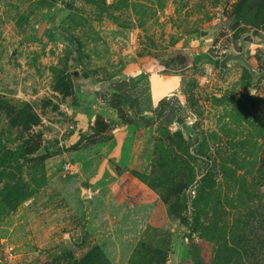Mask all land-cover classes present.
Instances as JSON below:
<instances>
[{
  "label": "rangeland",
  "instance_id": "1",
  "mask_svg": "<svg viewBox=\"0 0 264 264\" xmlns=\"http://www.w3.org/2000/svg\"><path fill=\"white\" fill-rule=\"evenodd\" d=\"M0 101V149L52 152L1 168L30 186L0 264H211L205 227L264 253V0H0Z\"/></svg>",
  "mask_w": 264,
  "mask_h": 264
},
{
  "label": "trees",
  "instance_id": "2",
  "mask_svg": "<svg viewBox=\"0 0 264 264\" xmlns=\"http://www.w3.org/2000/svg\"><path fill=\"white\" fill-rule=\"evenodd\" d=\"M87 1L93 2L96 0H87ZM102 1L105 2V0H102ZM66 5L71 8L72 2L68 1L66 2ZM77 52H78V56H80L81 58L82 53L79 51V49H77ZM207 54L208 53L202 52L198 56H196L195 59H193L192 61V66L196 67L197 61L202 57H206ZM164 65L166 68L170 67L171 62L166 61ZM217 65L221 67V62L219 61ZM69 82L70 81H68V83ZM75 83H76L75 81L72 82V85L74 88H75ZM124 84H126V81H121L120 84H118V88L123 90L122 87ZM111 98L124 101L128 103L129 106L132 108H137L138 106L136 98L132 97V95L127 93V91H123L122 93L117 92V91L112 92ZM0 104H1V101H0ZM8 108H9L8 113H7L8 117L12 119L14 117V114L12 112H15L16 113L15 117H18V120L16 121L15 119L14 121H16L18 124H22L25 130L34 126L39 120L37 114L32 111L30 105L26 102L22 103V105L20 106H12V105L10 106L9 105ZM20 117L22 118L20 119ZM176 120L178 121L179 124H183L184 122V118H181V117H176ZM178 133H181V132L179 131ZM37 136L39 137L40 135H37ZM38 147H39V144L31 145V141L29 138L25 139L21 144H17V146L14 149H10L6 145L2 144L1 149H0V171H1V168L5 166H10L16 169L18 172L22 173L21 169L26 162L33 160L34 158H35V161L40 160L39 162H41L45 158L51 155L52 152L48 151L44 147L45 149L44 148L42 149L43 151H41L40 155H38L37 157H31L34 153H36ZM20 160L22 161L20 162ZM37 163L38 162H35V165ZM263 170H264V160L262 161V164L260 166V172ZM213 173L214 172L210 164V167L206 168V171L203 173V175L200 178V184H198L199 188L203 183L208 186L209 184L208 182L211 180V175ZM6 183L8 184H6V187H3L4 190L0 191V204L2 207H4L5 205L6 209H13L28 194L26 188L29 187L30 185H28L27 182L24 181L22 174H20L19 177H16L13 183L10 181ZM202 189H203V185L200 190ZM199 197L200 195H198V197L194 199V203L197 202V198ZM196 230H199V229H196ZM204 230H205L204 235L206 234V236L209 239L213 240L215 244V248H216L215 256L211 264H233L231 259H233L232 257L234 256V254L240 255V250H243L245 252V255H252L254 257L256 256L257 264H264V257H260L259 255V254L264 255V253L261 252L262 250L261 248L256 249L254 247L253 250L248 251L247 249L244 248L245 245H240L239 247L234 245V243L233 244L231 243L230 245L229 242L224 237L221 238L220 236L218 238H212L211 232H209L210 230L208 227H205ZM197 261L195 262V264L197 263ZM44 264H55V263L47 261ZM76 264H92V260L91 258L89 259L85 258L83 260L76 262ZM199 264H203V263H199Z\"/></svg>",
  "mask_w": 264,
  "mask_h": 264
},
{
  "label": "built area",
  "instance_id": "3",
  "mask_svg": "<svg viewBox=\"0 0 264 264\" xmlns=\"http://www.w3.org/2000/svg\"><path fill=\"white\" fill-rule=\"evenodd\" d=\"M70 128H73V125H70ZM70 167L69 165H66L65 168Z\"/></svg>",
  "mask_w": 264,
  "mask_h": 264
},
{
  "label": "water",
  "instance_id": "4",
  "mask_svg": "<svg viewBox=\"0 0 264 264\" xmlns=\"http://www.w3.org/2000/svg\"><path fill=\"white\" fill-rule=\"evenodd\" d=\"M224 62H221V65L223 66Z\"/></svg>",
  "mask_w": 264,
  "mask_h": 264
}]
</instances>
